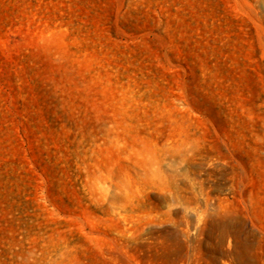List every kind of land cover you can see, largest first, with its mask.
I'll list each match as a JSON object with an SVG mask.
<instances>
[{
    "label": "rangeland",
    "instance_id": "1",
    "mask_svg": "<svg viewBox=\"0 0 264 264\" xmlns=\"http://www.w3.org/2000/svg\"><path fill=\"white\" fill-rule=\"evenodd\" d=\"M0 264H264V0H0Z\"/></svg>",
    "mask_w": 264,
    "mask_h": 264
}]
</instances>
